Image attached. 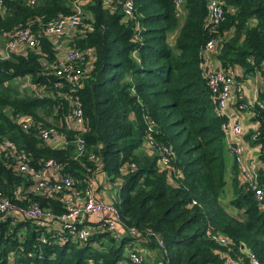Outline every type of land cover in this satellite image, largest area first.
I'll list each match as a JSON object with an SVG mask.
<instances>
[{"label": "trees", "instance_id": "16d2710c", "mask_svg": "<svg viewBox=\"0 0 264 264\" xmlns=\"http://www.w3.org/2000/svg\"><path fill=\"white\" fill-rule=\"evenodd\" d=\"M220 1L224 17L211 25L206 21L207 0H181V10L176 0H133L132 16L117 4L86 0L79 28L87 30L61 37L38 30L45 20L70 14L69 0H4L0 11V39L24 26L37 38L35 46L0 58V137L24 146L35 159L61 161L79 189L94 162L85 155L74 158L73 143L52 146L33 128L22 129L16 118L31 117L38 125L52 121L71 139L79 132L65 130L63 117L80 101L87 149L99 154L100 172L111 184L121 177L113 199L121 219L143 233L156 231L164 240L167 264H227L238 254L251 264L248 250L264 264V205L235 175L230 203L242 209V215L229 213L221 202L229 115L218 110L202 52L215 36L220 68L244 73L261 69L264 0ZM170 33L175 34L173 43ZM60 46L94 51L90 70L75 86L48 66L58 59ZM26 74L41 95L21 91L12 81ZM58 81L62 84L56 87ZM258 99L264 103V89ZM253 107L259 120L258 160L264 165V107L256 102ZM258 174L264 184V168ZM20 183L26 184L27 178L0 154V197L24 203L14 197ZM30 196L56 212L65 210L59 199ZM27 221L12 224L0 212V264H115L124 257L128 238L118 241L107 232H94L85 244L41 243ZM24 224L27 230L20 238L17 230ZM212 233L225 235L227 244L213 239ZM149 241L156 244L153 238Z\"/></svg>", "mask_w": 264, "mask_h": 264}, {"label": "built area", "instance_id": "2783aa9c", "mask_svg": "<svg viewBox=\"0 0 264 264\" xmlns=\"http://www.w3.org/2000/svg\"><path fill=\"white\" fill-rule=\"evenodd\" d=\"M3 1L0 0V5ZM85 1L69 0L72 12L45 20L44 23H41L42 27L38 30V33L44 32L52 37H61L69 32L84 33L87 29H80L79 26L84 24L83 4ZM28 2L34 3L35 0H28ZM105 2L107 5H119L127 16H132L133 14V0H105ZM180 5L181 0H176L175 6L178 10L181 8ZM206 7L207 23L211 25L218 24L224 17V8L221 1L207 0ZM19 43H25L26 47H33L37 43L36 35L29 26L16 28L12 35L6 38L5 44L0 48V58L8 57L12 50H17ZM217 47L218 39L214 36L203 47L204 60L212 50H217ZM59 52L58 59L49 63L48 66L59 77L66 79L70 85L79 84L91 68L94 51L75 47L63 49V46H60ZM204 70L208 76L212 91L217 93L219 111H226V106L233 90L239 99L244 98L240 85L235 83L236 73L234 69H222L219 67L217 70L208 71V68ZM261 71L264 73V62L262 63ZM12 81L19 85L21 91L41 95L39 85L36 84L29 74L22 77H13ZM61 84L58 81L55 86L58 87ZM255 102L260 107H264L262 101L255 99ZM240 105L245 106V103L241 102ZM16 120L22 129L33 128L34 134L38 138L46 140L54 147H62L69 144V142L73 143L75 145L74 158L77 159L85 155L89 161L94 162L95 167L89 166L86 169L88 172L92 171V173L82 179L84 185L77 189L74 186L73 176L69 172L64 171V165L61 161L53 157L35 159L32 152L24 146L19 145L7 136L0 137V154L4 155L7 164L14 171L27 178L26 184L20 183L14 189L15 199H19L24 203L14 201L7 196L0 197V212L8 215L12 224L28 220L27 222L30 223L31 227L38 232V240L41 243L55 242L60 245L69 241L85 244L96 227L97 232H107L116 240L123 237L122 231L127 232L129 237L138 238L139 240L149 241L153 238L158 249V258L155 264H167L165 261L167 251L164 240L156 231L146 230L143 233L136 226L127 225L121 219L118 207L113 200H104V198L97 196L94 185L98 176L105 175L107 178L109 177L105 172H100L101 161L99 154L92 148L87 149L86 140L81 135L86 130L87 124L80 101H74L71 111L63 117V123L66 126L65 130H76L79 132L71 139L55 123L50 122L52 124L38 125L31 117L22 118L20 115L17 116ZM232 131L239 134L242 131V124L239 122L234 123ZM162 160L164 163L168 161L167 157H163ZM237 161L241 183L246 189L252 191L254 198L260 205H264V184L259 180L258 169L253 163L244 161L239 156ZM30 193H37L46 198L59 199L65 210L56 212L52 207L42 205L38 200L32 199ZM90 216H94L95 220L89 221ZM94 221L96 224L92 225ZM25 230H27L26 224L23 225L22 229L17 230L20 238L23 237ZM211 237L221 244H227L225 235L212 233ZM134 241L136 240L134 239ZM248 256L251 264H262L251 250H248ZM128 259L132 264L144 263V255L136 247L130 248ZM243 259L239 254L233 255L228 258L227 264H247Z\"/></svg>", "mask_w": 264, "mask_h": 264}, {"label": "crops", "instance_id": "0c3cea01", "mask_svg": "<svg viewBox=\"0 0 264 264\" xmlns=\"http://www.w3.org/2000/svg\"><path fill=\"white\" fill-rule=\"evenodd\" d=\"M180 21H182L181 17ZM171 35L174 34L170 33L169 37H171ZM6 38L8 37H2V45L5 44ZM25 45V43H19L16 49H24L26 47ZM217 53L218 51L214 49L208 54V57L203 61L204 69L208 68V71H212L217 70L220 67ZM235 73V83L236 85H240L244 98L239 99L233 90L226 106L225 112L228 113L229 119L225 126V190L228 191L226 194L224 192L221 202L229 213L240 217L242 215V209H238L230 203V200L234 197V186L232 183L233 176H236L238 183L241 182L237 157L239 156L244 161L253 163L258 170L260 168H264V165L258 160L260 151V144L257 141L259 120L256 119L255 108L253 107L255 99H258L259 91L264 89V73L261 69H254V71L250 73H244L242 70H236ZM241 102L245 103V106H241ZM236 122L242 124V131L239 134L233 133L232 131V126ZM108 185H111L110 179L105 175H99L95 181L94 189L98 197L104 198V200H113L115 198V194L110 196V192L113 190L110 188L112 186L108 189ZM100 191L102 192L100 193ZM89 218V221L95 220L94 216H90ZM95 224V221L92 222V225ZM96 228L93 233H98ZM122 234L123 237L119 240L128 238L124 244L126 252L123 251L124 257L118 260L116 264H132L128 259L131 247H136L144 255L143 264L156 263V259L158 258V249L153 241H145L143 239L139 240L138 238L129 237L125 231H122ZM134 239L136 241H134Z\"/></svg>", "mask_w": 264, "mask_h": 264}, {"label": "rangeland", "instance_id": "374dc122", "mask_svg": "<svg viewBox=\"0 0 264 264\" xmlns=\"http://www.w3.org/2000/svg\"><path fill=\"white\" fill-rule=\"evenodd\" d=\"M26 3L28 2V0H24ZM4 2V1H3ZM3 5H4V3H2L1 5H0V11L1 10H3ZM84 10H86V8L84 7ZM84 13H86V12H84ZM174 36H175V34L174 35H171V37H169V41L171 42V43H173L174 42ZM3 45H2V40L0 39V48L2 47ZM49 119V118H48ZM48 121H50V119L48 120ZM50 122H52V121H50ZM49 123V122H48ZM121 177H118V178H115V179H113V180H115L111 185H108V189H110V188H112V192H110V196H113L114 195V193H116V184H118L119 182H121V179H120ZM111 181V180H110ZM109 184V183H108ZM110 186H112V187H110ZM110 187V188H109ZM228 191V190H227ZM227 191L225 190V194L227 193ZM102 191H100V193H101ZM123 251L124 252H126V248L124 247V249H123Z\"/></svg>", "mask_w": 264, "mask_h": 264}]
</instances>
